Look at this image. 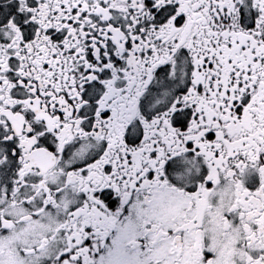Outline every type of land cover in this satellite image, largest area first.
I'll return each mask as SVG.
<instances>
[{
	"label": "snow or ice",
	"instance_id": "snow-or-ice-1",
	"mask_svg": "<svg viewBox=\"0 0 264 264\" xmlns=\"http://www.w3.org/2000/svg\"><path fill=\"white\" fill-rule=\"evenodd\" d=\"M0 264H264V0H0Z\"/></svg>",
	"mask_w": 264,
	"mask_h": 264
}]
</instances>
